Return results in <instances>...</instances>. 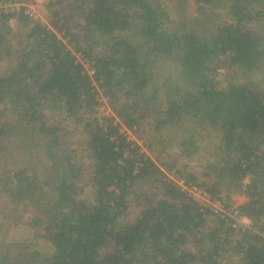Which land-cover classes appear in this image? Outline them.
Segmentation results:
<instances>
[{"label": "trees", "instance_id": "obj_1", "mask_svg": "<svg viewBox=\"0 0 264 264\" xmlns=\"http://www.w3.org/2000/svg\"><path fill=\"white\" fill-rule=\"evenodd\" d=\"M29 2L0 0V264H264V0Z\"/></svg>", "mask_w": 264, "mask_h": 264}, {"label": "rangeland", "instance_id": "obj_2", "mask_svg": "<svg viewBox=\"0 0 264 264\" xmlns=\"http://www.w3.org/2000/svg\"><path fill=\"white\" fill-rule=\"evenodd\" d=\"M46 1H48V0H31V2L26 3V5L29 6L30 9H32V11L35 13V15L37 17H39V19L43 23H48V17H49L48 16V13H49L48 8H46V6H45ZM188 9H189L190 13H193L194 10H195L193 5L192 6L189 5ZM8 28H9L8 36L12 37L13 39H15V38L17 39V38L22 37V36H20L21 26H20V23L17 20L10 19V25H9ZM85 67H86L87 71L90 74H92L93 70H92L90 64L86 63ZM224 72H225L224 70H221V74L219 75L220 78H223V75L226 73V72L225 73ZM100 101H101L100 105L97 107V110H96V115L98 117H102V116L110 114V108H109V105H108V100L102 95ZM76 138H79V137H74V139H76ZM131 138L136 140L143 147V139L144 138H140V137L137 136V134H134V133H131ZM142 150H145V151L147 150V152L153 157V159L160 164V159H159L160 158V154H159L160 149L158 147L153 148V150H148L146 148L145 149L142 148ZM164 171L171 178H173L174 180L179 182V180L177 178H175L173 171L170 172L166 168H165ZM179 183L183 184L182 182H179ZM188 190L199 201H201V202H205L206 200L210 201L207 197H205V195L203 193H201L200 189L189 188ZM236 195H240V194H236ZM233 196L229 197V199L226 196L222 197L223 198L222 200L216 199V200L220 201V203H218V202L214 203V207L215 206H220V207L222 206L225 210L229 209V208H238L240 205H242V203L240 202L241 204H238L239 202L235 201L233 199ZM242 196H244V195H242ZM134 211H135V209L131 208L130 215H129L131 218L134 217ZM246 222L248 223L249 226L250 225L252 226L250 221L246 220ZM20 228H15L16 230H15V233L13 234L12 238L19 239V237L26 238V237L31 236L32 233H31V231L29 229H27L26 227H23V226L20 227ZM226 264H237V263L235 261V258L232 256L231 258H229L226 261Z\"/></svg>", "mask_w": 264, "mask_h": 264}, {"label": "built area", "instance_id": "obj_3", "mask_svg": "<svg viewBox=\"0 0 264 264\" xmlns=\"http://www.w3.org/2000/svg\"><path fill=\"white\" fill-rule=\"evenodd\" d=\"M20 5H21L20 3H0V9H2L4 11H15L16 9L19 8ZM26 12L31 17L37 18V16L32 11V9L29 8V6H27ZM90 75H92V74H90ZM110 113H111V111H110ZM185 188L187 190L189 188L200 189L201 193H203L205 195V197H207L210 201L206 200L205 202H201L193 195L194 198L201 205L208 206L211 212L220 214L222 217L228 216V217L232 218L234 220L233 223H232L233 226H235V227L249 226L248 223L246 222L245 217L240 213V210L238 208H229V209L225 210L222 206L221 207L220 206H215L214 207V203H217V202L220 203V201H218V200H222L223 198L216 200V198L215 199L212 198L211 195L207 191H205V190H203V189H201L199 187H196V186H186Z\"/></svg>", "mask_w": 264, "mask_h": 264}, {"label": "crops", "instance_id": "obj_4", "mask_svg": "<svg viewBox=\"0 0 264 264\" xmlns=\"http://www.w3.org/2000/svg\"><path fill=\"white\" fill-rule=\"evenodd\" d=\"M233 199L237 202H239L238 204H243L244 202H246V197L245 196H242V195H234L233 196ZM241 202V203H240Z\"/></svg>", "mask_w": 264, "mask_h": 264}]
</instances>
